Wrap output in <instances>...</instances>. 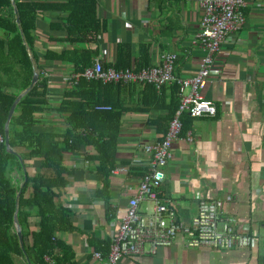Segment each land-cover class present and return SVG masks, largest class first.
<instances>
[{
    "label": "crops",
    "instance_id": "obj_1",
    "mask_svg": "<svg viewBox=\"0 0 264 264\" xmlns=\"http://www.w3.org/2000/svg\"><path fill=\"white\" fill-rule=\"evenodd\" d=\"M243 14L244 25L221 44L214 61L216 73L202 91L203 97L215 104L216 115L181 116L180 136L172 144V158L164 168L159 197L174 207L176 221L186 225L196 214V192L209 201H222L223 212L236 217L241 232L251 235L255 242L248 249H190L184 235H179L172 246L161 248L154 255L123 258L117 264H264V0H246ZM57 16L48 13L41 18L38 49L60 48L59 44L47 42L45 33ZM98 16L106 20L107 30L92 44L91 48H98L99 53L86 69L96 60L105 69H113L110 65L115 62L116 46L120 43L130 45L134 63L140 60L142 47L146 46L148 68L160 64L166 55L175 56L174 75L178 78H191L205 55L192 43L202 19L199 0H98ZM63 35L57 33L59 37ZM128 70L137 72L134 66ZM74 76L69 65L46 64L48 105L46 112L37 116L34 132L57 134V139L62 140L67 125L56 110L65 90L82 79ZM146 86H122L123 111L113 157L115 166L108 176L99 171L101 161L97 157L101 156L95 145L63 153L62 177L67 184L53 191L57 195L55 205L67 213L68 228L54 232L55 243L70 249L64 257L70 261L65 264H99L93 254L104 257L109 253L120 220L147 171L149 156L144 148L165 135L161 119L170 106L171 90L166 88L163 99L157 101L145 90ZM161 90L156 89L158 93ZM19 158L21 167L9 173L18 195L27 178L39 173L56 178L52 171L40 168L37 159ZM31 195L29 187L26 197ZM153 208L151 201L140 206L149 215ZM39 220L34 213L29 217L30 233L38 230ZM12 233L16 234L15 226ZM21 240L24 250L18 244L21 254L14 249L10 258L13 264H32L25 251L31 237L21 236ZM60 254L56 248L43 261L56 264L55 258Z\"/></svg>",
    "mask_w": 264,
    "mask_h": 264
},
{
    "label": "trees",
    "instance_id": "obj_2",
    "mask_svg": "<svg viewBox=\"0 0 264 264\" xmlns=\"http://www.w3.org/2000/svg\"><path fill=\"white\" fill-rule=\"evenodd\" d=\"M12 1L16 8L15 15L10 1L0 0V135L4 136V126L12 102L29 87L36 72L38 83L14 107L9 122V145L22 161L37 159L40 168L52 171L56 178L42 173L27 178L16 199L18 188L9 173L15 168L19 170L21 163L15 153L6 149L4 141L0 142V264H13L10 252L14 249L21 254L17 235L12 233L16 210L21 236H30L32 240L25 249L32 264H45L43 257L52 255L56 248L61 253L55 258L56 264H65L70 261L69 258L64 259L70 249L55 243L54 232L68 228L65 227L68 226L67 213L55 205L57 195L53 191V188L67 184L62 177L65 172L62 166L63 153L93 144L101 156L97 157L101 161L99 171L105 176L111 173L115 166L113 157L123 111L120 107L124 88L121 85L87 82L83 78L74 85L72 80L74 86L65 90L56 110L67 125L62 140L57 139V134L34 132L37 116L46 112L48 105V85L44 77L46 64H66L73 69V75L82 76L99 53L98 48L92 49L91 46L96 43L98 35L106 33L107 22L98 16V0ZM48 13L59 16L45 28L47 42L59 44L60 48L49 46L41 50L37 48L38 33L42 31V28L39 29L41 18ZM60 32L64 34L61 37L57 36ZM142 50L140 60L134 63L130 45L117 44L115 62L110 66L116 71L132 69V66L137 72L142 71L150 66L148 49L144 46ZM168 88L171 90L170 106L161 119L165 133L179 106L178 87L172 85ZM146 89L160 101L166 88L159 93L151 86H146ZM97 106H109L110 110H96ZM103 161L108 165L105 166ZM29 187L32 195L26 197ZM32 213L40 220L38 230L30 233L28 219Z\"/></svg>",
    "mask_w": 264,
    "mask_h": 264
},
{
    "label": "built area",
    "instance_id": "obj_3",
    "mask_svg": "<svg viewBox=\"0 0 264 264\" xmlns=\"http://www.w3.org/2000/svg\"><path fill=\"white\" fill-rule=\"evenodd\" d=\"M199 5L202 19L192 43L200 47L205 55L191 78L174 75L176 57L173 55H166L157 66L139 72L105 69L96 60L82 76H74V79L82 77L103 85H147L158 90L172 85L178 87V109L162 139L144 148L145 154L149 156L147 171L138 185L135 198L130 199L127 212L120 220L109 253L104 257L99 253L93 254L99 264H117L123 258L154 255L159 249L172 246L179 235H184L186 247L190 249H248L255 242L251 235L241 232L236 217L223 212L222 201H209L196 192V214L186 225L176 221L174 207L159 197L165 179L164 168L172 158V144L180 136V118L184 114L191 118L216 115L215 104L205 99L202 91L216 73L214 61L221 44L245 23L243 9L246 0H199ZM187 139L191 141L190 137ZM0 142H3L1 135ZM146 201L154 204L150 215L140 210L141 204Z\"/></svg>",
    "mask_w": 264,
    "mask_h": 264
},
{
    "label": "water",
    "instance_id": "obj_4",
    "mask_svg": "<svg viewBox=\"0 0 264 264\" xmlns=\"http://www.w3.org/2000/svg\"><path fill=\"white\" fill-rule=\"evenodd\" d=\"M10 1V4L12 6V10H13V13L14 15L16 14V8L13 4V1L12 0H9ZM16 22H17V19H16ZM38 83V74L35 72L34 75H33V78L31 80V83L29 85V87L24 91V92H21L15 99L14 101L12 102V105L9 109V112H8V115H7V119H6V122H5V126H4V144L6 146V149L12 153H15V151L10 147L9 145V122H10V119L13 115V110H14V107L15 105L22 99L24 98L33 88L34 86ZM16 154V153H15ZM17 155V154H16ZM17 158L18 160L20 161V158L19 156L17 155ZM18 196V192L16 194V198ZM14 226H15V230H16V234H17V237H18V244H19V247L21 248V250H24V243H22V240H21V235H20V229H19V225L17 223V211H15L14 213Z\"/></svg>",
    "mask_w": 264,
    "mask_h": 264
}]
</instances>
